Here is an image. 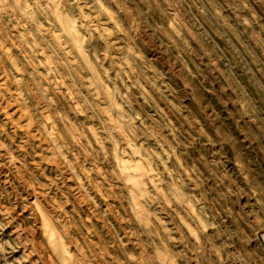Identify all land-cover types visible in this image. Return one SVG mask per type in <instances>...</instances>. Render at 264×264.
Masks as SVG:
<instances>
[{
	"label": "rangeland",
	"instance_id": "obj_1",
	"mask_svg": "<svg viewBox=\"0 0 264 264\" xmlns=\"http://www.w3.org/2000/svg\"><path fill=\"white\" fill-rule=\"evenodd\" d=\"M264 0H0V264H264Z\"/></svg>",
	"mask_w": 264,
	"mask_h": 264
},
{
	"label": "bare ground",
	"instance_id": "obj_2",
	"mask_svg": "<svg viewBox=\"0 0 264 264\" xmlns=\"http://www.w3.org/2000/svg\"><path fill=\"white\" fill-rule=\"evenodd\" d=\"M261 237H262V239H261V240H264V235H262Z\"/></svg>",
	"mask_w": 264,
	"mask_h": 264
}]
</instances>
